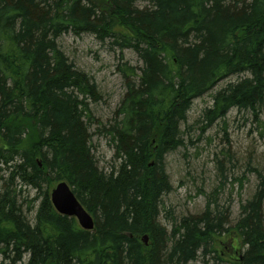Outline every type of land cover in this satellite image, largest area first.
<instances>
[{"label": "trees", "instance_id": "obj_1", "mask_svg": "<svg viewBox=\"0 0 264 264\" xmlns=\"http://www.w3.org/2000/svg\"><path fill=\"white\" fill-rule=\"evenodd\" d=\"M68 33L141 61L118 66L126 91L107 122L91 106L97 82L59 43ZM235 75L203 110L207 126L264 110V0H0V264H264V164L234 224L216 201L180 217L164 205L166 156L184 143L194 100ZM95 134L114 148L109 167ZM59 181L93 230L55 209ZM19 186L42 197L33 218ZM225 235L241 252L216 247Z\"/></svg>", "mask_w": 264, "mask_h": 264}, {"label": "rangeland", "instance_id": "obj_2", "mask_svg": "<svg viewBox=\"0 0 264 264\" xmlns=\"http://www.w3.org/2000/svg\"><path fill=\"white\" fill-rule=\"evenodd\" d=\"M59 43L75 65L97 82L102 97L91 106L98 118L109 121L126 91L118 66L124 62L140 66L137 54L129 49L120 59L118 50H112L92 34L80 37L64 34ZM239 78L235 75L223 79L209 93L194 100L188 120L182 126L184 143L166 156L173 190L164 197V205L175 216L202 212L208 201H216L221 207L230 209L234 224L241 212V202L251 198L256 190L258 180L253 168L264 164V110L256 116L232 109L224 119L210 126L201 119L203 110L212 106L217 90ZM109 142L99 134L93 137L94 151L102 168L114 161V148ZM18 190L19 193L21 190L25 208L28 204L32 206L29 216L33 218L42 197L31 187L19 186ZM166 220L162 215L161 221L166 223ZM167 225L170 226L168 221ZM219 240L216 247L225 253L235 254L243 248L235 235H225Z\"/></svg>", "mask_w": 264, "mask_h": 264}, {"label": "water", "instance_id": "obj_3", "mask_svg": "<svg viewBox=\"0 0 264 264\" xmlns=\"http://www.w3.org/2000/svg\"><path fill=\"white\" fill-rule=\"evenodd\" d=\"M51 200L60 214L75 217L79 225L84 229H94L95 221L93 216L82 205L66 181H60L52 188ZM143 239L146 242L147 237L144 236Z\"/></svg>", "mask_w": 264, "mask_h": 264}, {"label": "bare ground", "instance_id": "obj_4", "mask_svg": "<svg viewBox=\"0 0 264 264\" xmlns=\"http://www.w3.org/2000/svg\"><path fill=\"white\" fill-rule=\"evenodd\" d=\"M121 102V101H120ZM119 105V104H118Z\"/></svg>", "mask_w": 264, "mask_h": 264}]
</instances>
